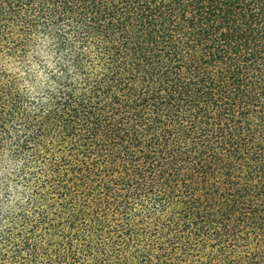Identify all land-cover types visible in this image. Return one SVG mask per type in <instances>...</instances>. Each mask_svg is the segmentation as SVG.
<instances>
[{"label":"trees","instance_id":"16d2710c","mask_svg":"<svg viewBox=\"0 0 264 264\" xmlns=\"http://www.w3.org/2000/svg\"><path fill=\"white\" fill-rule=\"evenodd\" d=\"M0 264H264V0H0Z\"/></svg>","mask_w":264,"mask_h":264}]
</instances>
